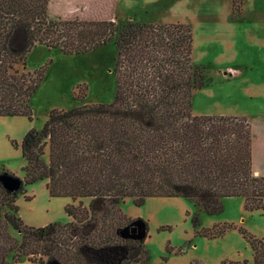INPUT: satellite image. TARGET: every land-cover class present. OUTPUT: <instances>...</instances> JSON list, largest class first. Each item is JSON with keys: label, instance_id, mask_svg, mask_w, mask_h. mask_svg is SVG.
<instances>
[{"label": "trees", "instance_id": "trees-1", "mask_svg": "<svg viewBox=\"0 0 264 264\" xmlns=\"http://www.w3.org/2000/svg\"><path fill=\"white\" fill-rule=\"evenodd\" d=\"M243 3L232 0L236 15ZM109 42L116 47L114 101L54 110L22 144L25 183L47 180L51 197L71 198L73 221L27 226L16 204L24 182L18 191L0 182V264H152L146 239L120 234L131 224L122 208L128 198L142 206L148 198L183 197L212 215L224 211V199L243 197L246 209L264 210L251 121L193 112L207 80L206 66L194 62L190 24L51 19L49 0H0V116L32 120L29 102L44 78L27 70L37 45L81 55ZM233 227L214 225L201 235L217 238ZM243 234L263 264L264 241Z\"/></svg>", "mask_w": 264, "mask_h": 264}, {"label": "rangeland", "instance_id": "rangeland-1", "mask_svg": "<svg viewBox=\"0 0 264 264\" xmlns=\"http://www.w3.org/2000/svg\"><path fill=\"white\" fill-rule=\"evenodd\" d=\"M233 12L231 0H49L51 19L113 20L119 27L138 22L190 24L195 39L194 62L206 66L207 80L205 87L193 96V112L256 115L253 132L259 140L253 145L257 153L253 168L256 175H264V156L260 155V142L264 140V93L260 91L262 85L257 84L264 81V51L248 49L246 31L242 29L236 62L241 66L252 63L255 68L249 79L239 78L235 84H226L219 73L218 48L204 41L206 33L216 28L213 23ZM242 12L240 25L248 23L251 32L262 34L264 0H244ZM115 65L114 42L81 55H67L45 45H37L28 54L27 70L44 73L29 102L33 118L0 116V182L9 174L24 182L16 204L27 226L71 223L73 219L66 213V207L74 202L69 197H51L47 180L25 183L24 137L32 129L42 130L54 110L113 102L117 91ZM251 83L256 92L260 91L257 96L245 92ZM231 89L234 96L228 94ZM45 160H49V147ZM83 201L85 206L90 205V199ZM122 208L131 223L138 219L147 223L145 249L152 264H256L253 248L243 231L264 241V210L246 209L243 197L224 199V211L212 215L199 212L193 201L183 197L148 198L142 206L128 198ZM197 213L199 224L196 225ZM219 224L234 227L217 238L201 235L203 229ZM11 232L22 240L17 231Z\"/></svg>", "mask_w": 264, "mask_h": 264}, {"label": "crops", "instance_id": "crops-1", "mask_svg": "<svg viewBox=\"0 0 264 264\" xmlns=\"http://www.w3.org/2000/svg\"><path fill=\"white\" fill-rule=\"evenodd\" d=\"M232 3V0H231ZM244 12H242L239 15H236L234 12L228 15L227 17H221L216 22L213 23V27L216 26V28L213 31H209L206 33V36L204 38L205 42L209 43L210 47H217L218 52V60L220 61V65L218 68L220 69L219 73L222 76L223 80L226 81V84L231 82L232 84H235L236 80L239 78L242 79H249L248 76H251L252 71L254 70L255 66H253L252 63H248L245 65H240L236 62L237 59V53L238 48L240 45V35L239 32L245 28L246 31V47L248 49H259L261 51H264V30H262V34H258V32H252L247 28L248 23L246 26L240 25V16L243 15ZM166 23V22H165ZM247 28V30H246ZM195 48V46H194ZM244 77V78H243ZM264 79V78H263ZM251 80H248L247 83L250 84ZM261 86L262 93H264V81H260L257 83ZM260 88V87H257ZM256 92L255 89L251 85L247 86L245 89V92L248 94H257L260 93ZM230 96H234V92L231 89L230 92H228ZM199 115V114H198ZM201 115H225V116H238V117H247L250 118L252 126L254 127L253 123L257 122V116L250 115V114H219V113H207L204 112ZM264 115V114H263ZM260 117V116H259ZM264 120V116L262 117ZM264 126V121L262 122ZM262 126V125H261ZM262 126V129L264 130V127ZM259 140L258 137L255 136V143ZM254 145V143H253ZM255 148V147H254ZM262 152V153H261ZM256 149H253V166L256 158ZM263 154L264 156V140L260 142V155ZM257 173V172H255ZM259 173V172H258Z\"/></svg>", "mask_w": 264, "mask_h": 264}, {"label": "water", "instance_id": "water-1", "mask_svg": "<svg viewBox=\"0 0 264 264\" xmlns=\"http://www.w3.org/2000/svg\"><path fill=\"white\" fill-rule=\"evenodd\" d=\"M2 184L9 191H18L22 187L23 181L12 175H6L2 179ZM120 234L124 239L145 240L148 234L147 223L142 219L134 220L129 226L122 229Z\"/></svg>", "mask_w": 264, "mask_h": 264}]
</instances>
